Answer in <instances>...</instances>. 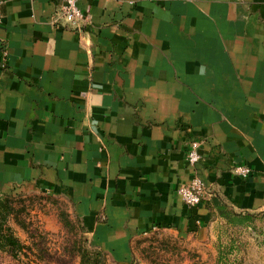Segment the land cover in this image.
I'll return each mask as SVG.
<instances>
[{
    "label": "crops",
    "instance_id": "crops-1",
    "mask_svg": "<svg viewBox=\"0 0 264 264\" xmlns=\"http://www.w3.org/2000/svg\"><path fill=\"white\" fill-rule=\"evenodd\" d=\"M57 6L0 0V191L64 194L94 245L120 261L154 231L218 246L226 211L256 235L264 0H79L80 28ZM191 140L207 191L187 207L176 190L193 177Z\"/></svg>",
    "mask_w": 264,
    "mask_h": 264
},
{
    "label": "rangeland",
    "instance_id": "rangeland-1",
    "mask_svg": "<svg viewBox=\"0 0 264 264\" xmlns=\"http://www.w3.org/2000/svg\"><path fill=\"white\" fill-rule=\"evenodd\" d=\"M0 192L10 195L16 217L9 219V225L24 245L18 255L0 250V264H80L79 250L95 246L64 194L30 186ZM65 215L66 225L62 220ZM262 224L264 218H257L254 236L246 230L223 233L224 241L231 236L237 243L236 255L227 257L231 263L264 264ZM216 242L198 244L181 240L169 231H154L134 238L129 258L123 261L100 249L107 264H215Z\"/></svg>",
    "mask_w": 264,
    "mask_h": 264
},
{
    "label": "trees",
    "instance_id": "trees-1",
    "mask_svg": "<svg viewBox=\"0 0 264 264\" xmlns=\"http://www.w3.org/2000/svg\"><path fill=\"white\" fill-rule=\"evenodd\" d=\"M15 215L16 210L10 199V195L0 192V250L18 255L24 248V245L15 236L13 229L9 225V219L11 217H16ZM223 216L228 220V222L230 223L229 226L231 227L226 232H229V230L238 231L239 229L237 227L245 223L240 215L234 214L231 211H226ZM62 220L65 225L68 223L66 215ZM20 224L22 225V223ZM217 248L218 256L216 258L215 264H236L231 263L232 260L230 261L227 258L231 255H236V250L238 249V247L234 238H231V236H229L226 237L224 241L219 237ZM79 257L80 264H107L105 252L95 246H91V248H82L81 250H79Z\"/></svg>",
    "mask_w": 264,
    "mask_h": 264
},
{
    "label": "built area",
    "instance_id": "built-area-1",
    "mask_svg": "<svg viewBox=\"0 0 264 264\" xmlns=\"http://www.w3.org/2000/svg\"><path fill=\"white\" fill-rule=\"evenodd\" d=\"M79 0H58L56 10L57 19L61 20L71 28H80L87 20V16L78 6ZM6 52H4L5 55ZM200 140H191L186 153V161L190 169L193 171L191 180L180 185L176 193L180 201L187 207L196 206L206 195V184L198 174L197 164L201 159L199 147ZM232 172L236 175L246 177L250 173V168L244 165H235Z\"/></svg>",
    "mask_w": 264,
    "mask_h": 264
}]
</instances>
